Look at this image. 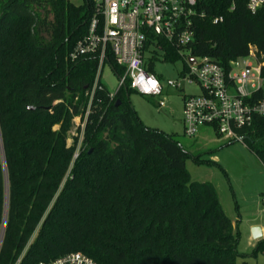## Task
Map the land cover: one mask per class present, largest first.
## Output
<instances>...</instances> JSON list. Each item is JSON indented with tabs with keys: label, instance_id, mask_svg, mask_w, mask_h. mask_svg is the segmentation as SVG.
<instances>
[{
	"label": "trees",
	"instance_id": "trees-1",
	"mask_svg": "<svg viewBox=\"0 0 264 264\" xmlns=\"http://www.w3.org/2000/svg\"><path fill=\"white\" fill-rule=\"evenodd\" d=\"M248 1L200 0L191 52L230 72L253 49L264 80V6L252 13ZM90 12L88 0H0V264L73 252L99 264H247L213 185L191 180L187 151L143 123L133 90L112 96L99 78L91 98L97 60L71 57ZM252 99H264L262 86ZM90 101L81 139L68 145ZM241 133L264 166L263 120Z\"/></svg>",
	"mask_w": 264,
	"mask_h": 264
},
{
	"label": "built area",
	"instance_id": "built-area-1",
	"mask_svg": "<svg viewBox=\"0 0 264 264\" xmlns=\"http://www.w3.org/2000/svg\"><path fill=\"white\" fill-rule=\"evenodd\" d=\"M199 1L88 0L91 12L87 33L77 42L71 57L94 56L97 60L91 98L96 89L102 88L98 80L104 65L111 66L112 58L116 65L124 68L123 74L118 75L119 88L128 85L143 96L158 98V106L163 108L166 105L163 98L165 85L152 70V60L159 51L167 56L166 46H169L183 60L184 69L179 80L169 79L167 86L181 89L183 83H187L200 89L199 94L183 95L186 135L193 137L200 128L206 127L229 141L245 142L242 130L251 128L256 119L264 122V99L253 100L254 90L251 93L247 90L256 74L260 76L261 67L253 49L247 57L253 58L256 66L246 61L236 73H233V67L226 72L208 56L192 54L194 20L204 17L198 10ZM263 6L264 0H249L247 5L252 13ZM221 20V17L215 18L214 23ZM191 57L195 59L194 63L190 61ZM90 106L91 101L85 117ZM40 264L99 263L81 252H73Z\"/></svg>",
	"mask_w": 264,
	"mask_h": 264
},
{
	"label": "rangeland",
	"instance_id": "rangeland-1",
	"mask_svg": "<svg viewBox=\"0 0 264 264\" xmlns=\"http://www.w3.org/2000/svg\"><path fill=\"white\" fill-rule=\"evenodd\" d=\"M69 1L76 6L85 3V0ZM152 61V70L165 85L163 98L166 105L159 108L158 98L132 91L129 95L131 106L146 126L166 131L179 141L188 153L185 167L192 181L209 182L213 185L222 210L231 219L239 236L238 251L242 256L238 258V263L264 264V252L257 250L258 242L264 237L254 239L251 234L255 225H261L264 231L262 162L245 142L229 141L213 129L202 127L195 136H187L183 123V95L199 94L200 89L197 85L187 83H183L181 89L167 86L169 79L179 80L184 69L183 60L166 59L165 53L159 51ZM246 61L256 66L253 58L241 57L232 62L233 73L238 72ZM100 80L112 94L119 88V76L109 64L104 65ZM260 86L264 89V80L256 74L247 90L251 93ZM85 122V114L73 119L68 145L73 142L74 136L81 139ZM195 158L203 162L197 163Z\"/></svg>",
	"mask_w": 264,
	"mask_h": 264
},
{
	"label": "water",
	"instance_id": "water-1",
	"mask_svg": "<svg viewBox=\"0 0 264 264\" xmlns=\"http://www.w3.org/2000/svg\"><path fill=\"white\" fill-rule=\"evenodd\" d=\"M190 61L192 63H194L195 62V59L193 57H191L190 58ZM120 103H121V101L120 100H117L116 106H118ZM251 234H252V237L254 239H260V238L264 237V231H263L262 226L261 225H255V226H253L252 229H251Z\"/></svg>",
	"mask_w": 264,
	"mask_h": 264
}]
</instances>
